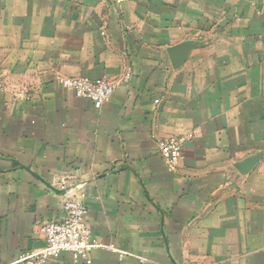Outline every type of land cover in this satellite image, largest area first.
Returning <instances> with one entry per match:
<instances>
[{
  "label": "crops",
  "instance_id": "1",
  "mask_svg": "<svg viewBox=\"0 0 264 264\" xmlns=\"http://www.w3.org/2000/svg\"><path fill=\"white\" fill-rule=\"evenodd\" d=\"M59 77L115 93L98 109ZM61 184L92 264H264V0H0V264L44 246Z\"/></svg>",
  "mask_w": 264,
  "mask_h": 264
},
{
  "label": "built area",
  "instance_id": "2",
  "mask_svg": "<svg viewBox=\"0 0 264 264\" xmlns=\"http://www.w3.org/2000/svg\"><path fill=\"white\" fill-rule=\"evenodd\" d=\"M128 1L114 0V3L120 6ZM58 81L64 90L76 98L91 101L98 109L109 103L115 93V86L105 78L90 80L59 77ZM184 144L185 138L178 137H170L157 144L160 156L173 171L183 159ZM58 194L67 196L62 202L63 219L45 222L41 227L44 246L22 255L15 264H49L65 254L71 255L75 264H92V251L101 248L102 245L92 238L87 225L88 208L71 198L64 184H61Z\"/></svg>",
  "mask_w": 264,
  "mask_h": 264
},
{
  "label": "water",
  "instance_id": "3",
  "mask_svg": "<svg viewBox=\"0 0 264 264\" xmlns=\"http://www.w3.org/2000/svg\"><path fill=\"white\" fill-rule=\"evenodd\" d=\"M192 49L193 46L189 43L179 44L169 49L171 62L175 69H179L183 65ZM251 164L252 162L249 161L247 163H244L243 165H240L238 168L240 171L245 173L250 169Z\"/></svg>",
  "mask_w": 264,
  "mask_h": 264
}]
</instances>
